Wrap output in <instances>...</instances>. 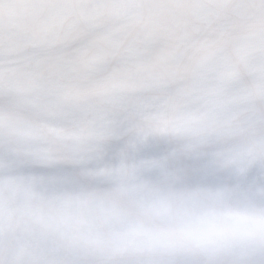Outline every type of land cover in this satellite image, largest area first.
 Instances as JSON below:
<instances>
[{"label": "snow or ice", "instance_id": "6c2138e0", "mask_svg": "<svg viewBox=\"0 0 264 264\" xmlns=\"http://www.w3.org/2000/svg\"><path fill=\"white\" fill-rule=\"evenodd\" d=\"M0 264H264V0H0Z\"/></svg>", "mask_w": 264, "mask_h": 264}]
</instances>
